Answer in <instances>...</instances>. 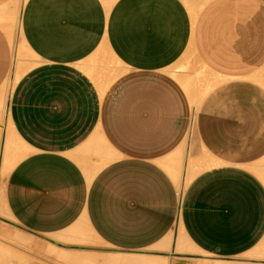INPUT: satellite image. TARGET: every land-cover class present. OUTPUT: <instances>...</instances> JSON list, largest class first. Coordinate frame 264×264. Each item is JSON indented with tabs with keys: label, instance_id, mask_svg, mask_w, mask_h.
Returning a JSON list of instances; mask_svg holds the SVG:
<instances>
[{
	"label": "crops",
	"instance_id": "crops-1",
	"mask_svg": "<svg viewBox=\"0 0 264 264\" xmlns=\"http://www.w3.org/2000/svg\"><path fill=\"white\" fill-rule=\"evenodd\" d=\"M0 110V264H264V0H0Z\"/></svg>",
	"mask_w": 264,
	"mask_h": 264
},
{
	"label": "bare ground",
	"instance_id": "bare-ground-1",
	"mask_svg": "<svg viewBox=\"0 0 264 264\" xmlns=\"http://www.w3.org/2000/svg\"><path fill=\"white\" fill-rule=\"evenodd\" d=\"M25 1L26 0H22V4H24L25 3ZM21 3V2H20ZM22 6V5H21ZM20 7V6H19ZM18 8V7H17ZM17 13V12H16ZM11 20V19H10ZM8 32H9V36H10V38H11V40H12V42H13V45H15V48H17V51H18V57H20L21 55H22V53H29V50L26 48V45H25V42L23 41V37H22V25H21V19L19 18L18 19V17H16V18H14V20L12 21V23H11V25H10V27H9V29H8ZM111 46V45H110ZM13 78V77H12ZM9 93V92H8ZM3 96H5L4 95V93H3V95H2V97ZM6 107V106H5ZM3 111V110H2ZM1 110H0V124H2L3 122H4V119H5V116H4V113L2 112ZM2 130V129H1ZM9 130H10V128H9ZM4 139H5V137H4ZM3 150V149H2ZM14 152V151H13ZM12 153V152H11ZM2 154H3V151H2ZM14 156H16V155H14ZM10 156H9V154H7L6 155V158H5V162H4V167H3V174H6L8 171H10L11 170V168L13 167V165L15 164V160H11L10 158H9ZM15 234V233H14ZM62 236V238H63V235H61ZM185 238V237H184ZM18 239V238H17ZM41 240V239H40ZM24 241V240H23ZM182 242V240L180 241V243ZM188 242V241H187ZM180 243H179V241H178V245H179V248H180V246L184 243V239H183V243L180 245ZM189 243V242H188ZM26 244H27V242H26ZM184 244H186V242L184 243ZM190 244V243H189ZM189 244L188 245H185V247H186V249H188L187 247H189ZM191 246V245H190ZM182 247H184V246H182ZM182 247H181V249H182ZM184 247V248H185ZM171 248V247H170ZM183 248V249H184ZM190 248V247H189ZM192 248V251H191V253L193 252V253H195L196 252V250L195 249H193L194 247H191ZM191 248L189 249V251L191 250ZM186 249H184V250H186ZM167 250V249H166ZM194 250H195V252H194ZM177 251H180V250H177ZM189 251H185V252H189ZM41 252V251H40ZM181 252H183V250L181 251ZM196 253H198V252H196ZM28 254V253H27ZM205 255V254H204ZM115 258V257H114ZM118 257H116V259H117ZM121 258V257H120ZM120 258H118V259H120ZM118 259L116 260L117 262H115L116 264H129V262H127V263H122V261H118ZM190 259V258H189ZM192 259V258H191ZM196 259V258H195ZM195 259H193V260H195ZM204 259V258H203ZM203 259H202V261H203ZM252 259V258H251ZM256 259H258V258H256ZM125 260V259H124ZM128 260V259H127ZM197 260H199V262L201 261L200 259H197ZM204 260H209V259H204ZM212 260V259H211ZM216 260H218V259H216ZM219 261L220 260H218V262H215V263H213V261H212V263L213 264H224V263H219ZM206 262V261H205ZM133 263V262H132ZM132 263H130V264H132ZM198 263V262H197ZM204 263V262H203ZM133 264H135V263H133ZM159 264V263H158ZM166 264V263H165ZM198 264H202L201 262L200 263H198ZM205 264H211V262L209 263H205Z\"/></svg>",
	"mask_w": 264,
	"mask_h": 264
}]
</instances>
